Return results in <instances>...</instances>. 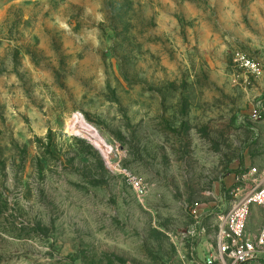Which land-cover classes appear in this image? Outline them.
<instances>
[{
    "label": "rangeland",
    "instance_id": "1",
    "mask_svg": "<svg viewBox=\"0 0 264 264\" xmlns=\"http://www.w3.org/2000/svg\"><path fill=\"white\" fill-rule=\"evenodd\" d=\"M263 166L264 0H0V264H194Z\"/></svg>",
    "mask_w": 264,
    "mask_h": 264
},
{
    "label": "built area",
    "instance_id": "2",
    "mask_svg": "<svg viewBox=\"0 0 264 264\" xmlns=\"http://www.w3.org/2000/svg\"><path fill=\"white\" fill-rule=\"evenodd\" d=\"M234 59L249 83L263 73L260 61L243 50L236 51ZM235 183L232 193L237 200L220 216L216 247L194 264H248L264 256V223L256 235L248 232L253 207L264 208V166L250 168Z\"/></svg>",
    "mask_w": 264,
    "mask_h": 264
},
{
    "label": "crops",
    "instance_id": "3",
    "mask_svg": "<svg viewBox=\"0 0 264 264\" xmlns=\"http://www.w3.org/2000/svg\"><path fill=\"white\" fill-rule=\"evenodd\" d=\"M256 207H260V206H254L253 208H255L256 210H257V208ZM260 208H263V207H260ZM264 209V208H263ZM264 223V222H263ZM263 225V224H262ZM262 227V226H261ZM261 227H260V229H261ZM259 229V230H260ZM259 230H257L256 232H255V235L259 232ZM248 232H249V229H248ZM250 234H252L251 232H249Z\"/></svg>",
    "mask_w": 264,
    "mask_h": 264
}]
</instances>
